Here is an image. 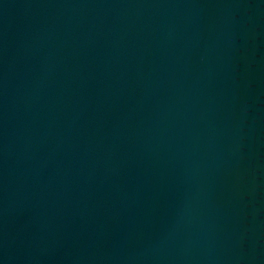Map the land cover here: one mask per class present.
<instances>
[{"label": "water", "instance_id": "obj_1", "mask_svg": "<svg viewBox=\"0 0 264 264\" xmlns=\"http://www.w3.org/2000/svg\"><path fill=\"white\" fill-rule=\"evenodd\" d=\"M0 264H264V0H0Z\"/></svg>", "mask_w": 264, "mask_h": 264}]
</instances>
